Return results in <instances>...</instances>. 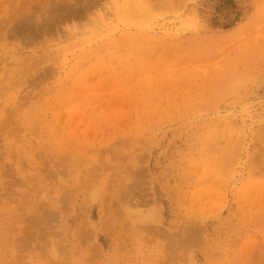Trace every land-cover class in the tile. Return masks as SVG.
<instances>
[{
  "label": "rangeland",
  "instance_id": "obj_1",
  "mask_svg": "<svg viewBox=\"0 0 264 264\" xmlns=\"http://www.w3.org/2000/svg\"><path fill=\"white\" fill-rule=\"evenodd\" d=\"M0 264H264V0H0Z\"/></svg>",
  "mask_w": 264,
  "mask_h": 264
}]
</instances>
